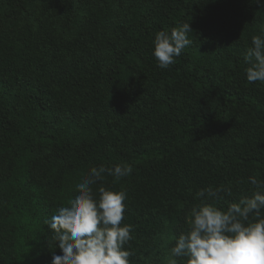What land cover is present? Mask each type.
<instances>
[{"label":"trees","instance_id":"16d2710c","mask_svg":"<svg viewBox=\"0 0 264 264\" xmlns=\"http://www.w3.org/2000/svg\"><path fill=\"white\" fill-rule=\"evenodd\" d=\"M186 22L192 44L159 67L156 33ZM254 35L264 0H0V264H52L45 222L101 165L132 167L103 181L127 194L130 264H167L200 189L230 187L208 201L224 209L251 196L249 177L264 182Z\"/></svg>","mask_w":264,"mask_h":264},{"label":"clouds","instance_id":"9594fccd","mask_svg":"<svg viewBox=\"0 0 264 264\" xmlns=\"http://www.w3.org/2000/svg\"><path fill=\"white\" fill-rule=\"evenodd\" d=\"M259 3L260 0H255ZM190 23L158 31L153 55L159 67L175 64V57L192 44ZM244 61L250 83L264 82V38L252 36ZM132 172L131 165H101L77 184L78 194L57 209L46 225L54 233L61 255L52 252V264H130L134 255L125 248L132 240L131 224H122L126 192L104 186L105 174L117 179ZM255 186L251 196L217 207L208 201L232 195L230 187L202 188L199 203L191 208L188 231L182 232L171 248V257H186L185 264H264V182L249 177ZM167 258V264H177Z\"/></svg>","mask_w":264,"mask_h":264}]
</instances>
